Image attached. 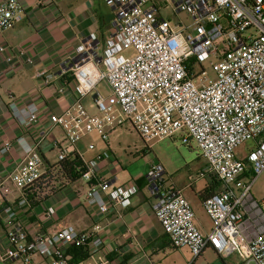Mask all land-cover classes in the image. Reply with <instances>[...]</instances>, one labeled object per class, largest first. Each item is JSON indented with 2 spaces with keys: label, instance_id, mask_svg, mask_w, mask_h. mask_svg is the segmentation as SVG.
I'll return each mask as SVG.
<instances>
[{
  "label": "built area",
  "instance_id": "2783aa9c",
  "mask_svg": "<svg viewBox=\"0 0 264 264\" xmlns=\"http://www.w3.org/2000/svg\"><path fill=\"white\" fill-rule=\"evenodd\" d=\"M104 2L114 13L104 48L101 51L92 33L70 60L68 72L77 99L54 120L64 132V139L54 144L58 163L73 155L75 144L89 134L108 140L106 129L114 125V106L145 142L185 133L207 162L200 176L215 177L221 188L202 202L212 223L204 235L183 189L164 192V168L149 166L146 188L157 198L153 210L171 244L190 251L188 264H194L208 248L223 259L237 256L236 264H264V199L259 201L252 193L264 175V0ZM167 5L174 14L186 12L190 24L163 18L161 11ZM24 11L19 0H1L0 31L21 23ZM4 49L0 47L1 52ZM205 62L213 78L203 67ZM9 66L14 70L16 64ZM38 76L46 82L52 78L46 71ZM101 81L107 82L111 95L106 100L96 94L98 113L90 114L83 101ZM39 110L29 102L15 106L12 115L20 125L36 124ZM16 144L24 158L8 177L20 197L2 202L7 246L0 262L33 264L37 258L39 264H72L68 250L76 246L89 250L90 257L82 264H110L109 251L99 237L71 224L32 233L20 220L18 210L29 207L26 191L42 184V196H47L69 181L59 167L45 165L40 142L30 145L20 137ZM13 145L4 141L0 158L9 155ZM103 159L99 155L82 160L84 167H77L80 180L88 184L86 204L100 215L112 205L128 208L138 192L135 184L117 186L115 179L98 174ZM1 191L7 193L2 179ZM55 213L51 206L43 217L53 218Z\"/></svg>",
  "mask_w": 264,
  "mask_h": 264
},
{
  "label": "crops",
  "instance_id": "0c3cea01",
  "mask_svg": "<svg viewBox=\"0 0 264 264\" xmlns=\"http://www.w3.org/2000/svg\"><path fill=\"white\" fill-rule=\"evenodd\" d=\"M19 2L25 9L22 22L12 29L0 31V47L5 48L0 51V148L7 140L14 144L11 153L0 158V179L7 192H0V212L2 202L16 201L20 197V192L8 177L24 158V152L16 144L17 138L23 137L30 145L40 142L39 151L45 165L48 168L57 165L54 144L64 139V132L54 124V120L77 99L74 79L68 72L70 60L92 33L98 37L102 51L114 18L113 10L106 6L104 0L86 3L77 9L63 7L58 0ZM9 63L16 64L14 70L10 69ZM42 71L52 75L49 82L38 76ZM29 102L39 106V121L20 125L13 117L12 110ZM106 130L109 133L106 142L97 133L89 134L75 144L73 154L85 162L102 155L104 159L99 162L98 174L106 179H115L117 186L137 185L138 192L133 196L131 206L122 208L112 205L106 214L100 215L95 208L87 206L85 192L88 184L79 180L60 184L39 203L18 210L20 220L32 233H44L71 224L80 232L99 237L103 241V249L109 251L107 259L110 264H167V261L171 264H188L192 258L190 251L174 247L155 216L153 205L157 198L148 192L145 181L150 165L141 168L137 176L123 167L121 171L116 170L114 143L119 137V130L115 125ZM183 134L185 141L193 142ZM91 145L93 149H90ZM211 181L206 180L200 187L190 180L181 186L175 182L170 185L162 182L164 192L183 189L194 210L196 226L204 235L210 232L212 223L203 210L200 193ZM218 191L220 189L216 188L215 192ZM262 199L264 194L257 200ZM51 206L55 209V216L44 219V211ZM6 246L0 213V254ZM210 251L213 249L205 250ZM231 257L224 259V264L239 261L236 256V261L231 263Z\"/></svg>",
  "mask_w": 264,
  "mask_h": 264
},
{
  "label": "rangeland",
  "instance_id": "374dc122",
  "mask_svg": "<svg viewBox=\"0 0 264 264\" xmlns=\"http://www.w3.org/2000/svg\"><path fill=\"white\" fill-rule=\"evenodd\" d=\"M96 0H58L61 6H68L71 9L85 5L86 3H95ZM162 1V0H159ZM160 3V2H159ZM163 18L170 20L172 23L182 20L185 24H190L186 12L174 14L170 5L164 7L161 11ZM203 67L208 72L211 78L214 77L209 62H205ZM100 94L103 98L108 100L111 95L110 88L106 81H101L97 89L91 93L83 101V105L90 114L98 113L97 108L94 106V95ZM113 124L119 130V137L114 143V156L116 162L114 168L121 171H132L134 175H139V171L146 164H159L164 170L163 184H175L181 186L184 183L195 181V186L200 187L206 180L211 181V177L207 176L206 179L200 177L201 172L205 170L207 162L201 156L200 151L196 148L194 142L185 141L179 133L171 138L164 140L145 142L139 134L132 128L131 123L123 116L120 109L116 106L112 110ZM123 167V168H122ZM221 187H218L220 189ZM252 193L256 199L264 194V175L255 183ZM236 261V256L230 258V262ZM167 264H171L167 261ZM39 259H35L33 264H39ZM17 264H22L21 262ZM165 264V263H161ZM195 264V263H194ZM196 264H224L221 257L213 251L204 252L196 261Z\"/></svg>",
  "mask_w": 264,
  "mask_h": 264
},
{
  "label": "trees",
  "instance_id": "16d2710c",
  "mask_svg": "<svg viewBox=\"0 0 264 264\" xmlns=\"http://www.w3.org/2000/svg\"><path fill=\"white\" fill-rule=\"evenodd\" d=\"M78 166L84 167L81 157L78 156L77 154H73L69 156L66 160L57 163L56 165V167H59L61 169V172L65 175L66 179L70 183H75L79 181L81 178V172L77 170ZM41 185L38 186L37 188H33L26 191L29 207H32L33 205L39 203L42 199L46 197V196H42L43 188L41 189ZM218 187H220V182L217 181L215 177H212L211 184L207 186L202 191V193H200V197L204 201L207 197L212 195L215 192V189ZM68 257L72 264H79L81 262H85L86 260H88L90 257V253L87 248L73 246L68 250ZM221 259L222 261L224 260L222 257Z\"/></svg>",
  "mask_w": 264,
  "mask_h": 264
}]
</instances>
